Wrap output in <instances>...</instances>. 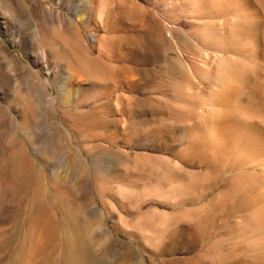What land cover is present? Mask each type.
I'll use <instances>...</instances> for the list:
<instances>
[{
  "label": "rangeland",
  "instance_id": "1",
  "mask_svg": "<svg viewBox=\"0 0 264 264\" xmlns=\"http://www.w3.org/2000/svg\"><path fill=\"white\" fill-rule=\"evenodd\" d=\"M0 264H264V0H0Z\"/></svg>",
  "mask_w": 264,
  "mask_h": 264
}]
</instances>
